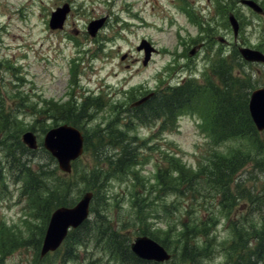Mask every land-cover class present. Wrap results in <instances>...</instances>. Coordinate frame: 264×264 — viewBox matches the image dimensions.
Instances as JSON below:
<instances>
[{
	"label": "rangeland",
	"instance_id": "rangeland-1",
	"mask_svg": "<svg viewBox=\"0 0 264 264\" xmlns=\"http://www.w3.org/2000/svg\"><path fill=\"white\" fill-rule=\"evenodd\" d=\"M256 1L264 8V0ZM63 2L70 5L65 36L48 27L51 10ZM229 13H234L240 22L236 39L227 22ZM102 16H106L105 25L95 37H90L87 23ZM74 29L78 32L74 33ZM142 38L157 50L145 66L141 63L143 52L136 50ZM238 45L264 52V15L255 14L239 0H0V96L4 110L13 114L21 132L33 129L41 141L38 133L52 124L47 109L50 99H65L72 89L82 98L90 93L95 97L103 90V84L110 86L111 94L104 97L103 108L89 109L87 118L78 121L84 127L88 144L75 165V175H63L42 148L27 154L29 167L37 177L50 182L70 177L68 198L77 200L92 183L81 179L84 169H106L103 160L97 163L100 155L108 151L117 156L123 153L120 144L114 145L109 137L106 140L98 135L101 126L127 104L115 90L141 88L144 92L174 84L189 73L201 75L206 68V49L211 52L209 61L212 58L216 64L226 58L237 67L233 73L239 75V70L247 66L238 63ZM192 48L194 54H189ZM125 53L127 57L121 60ZM72 62L74 74L70 79ZM247 69L257 72L252 79L256 86L264 87V65L255 63ZM212 79L216 84V73ZM14 96L17 99L11 101ZM129 114L125 118L136 120ZM159 122L136 120L129 130L130 139L124 136L135 163L123 172L101 171L103 179L97 180L91 202L94 218L87 230L99 226L101 219L111 229L120 228L131 240L145 230L166 243L179 244L185 233L193 241L203 240L197 230H182L180 219L185 212H191L186 214L188 226L196 224L189 219L196 217L197 212L206 213L216 221L211 229L212 253L203 264H222L232 238L231 223L242 210L251 211L253 218L258 213L249 210L253 206L248 197L230 203L210 185L206 194L208 170L214 158L227 157L237 149L248 150L250 161L232 181L247 188L254 186L253 192L260 194L264 188V165L259 164L264 156L262 135L256 132L250 138H216L197 113H182L172 127H160ZM110 130L104 134L108 136ZM97 136H101L100 140ZM11 165L15 166L0 145V249L5 250L0 252V264H24L35 260L36 251L30 240L40 237L47 220L42 218L39 200L28 194L24 176L21 179V173L14 174ZM233 192L238 196L237 191ZM231 207L234 209L229 212ZM88 236L70 249L64 243L40 264H125L106 253L103 245L90 237L92 233ZM165 264L183 262L172 258Z\"/></svg>",
	"mask_w": 264,
	"mask_h": 264
},
{
	"label": "trees",
	"instance_id": "trees-1",
	"mask_svg": "<svg viewBox=\"0 0 264 264\" xmlns=\"http://www.w3.org/2000/svg\"><path fill=\"white\" fill-rule=\"evenodd\" d=\"M234 66L233 63H228L226 58L220 59L216 65L212 67V71L216 73L218 79L216 84L209 82L203 87L198 85V91L195 89L192 90L188 84L180 88H175L168 97H157L158 100L153 103V108L155 105H166V107L171 108L183 102L192 101L196 104V100H199L200 103L206 101L207 104L211 103L213 107L212 117L210 118L211 130L217 138H250L256 131L248 114L247 101L250 89L253 88L254 85L249 80V77L245 76V73H240L239 75L233 73ZM153 99L155 100V97ZM94 101L96 102V100ZM88 103V98L83 99L78 111L74 110V106L66 107L65 111L62 112V118L65 121H70L77 125L78 121L82 118L81 115L86 114ZM3 105L4 102L0 100L1 148L5 151L8 161H15L16 154L20 153L24 155V160L22 159L23 162L18 161L17 165L21 167L19 169L26 179L29 193L31 195L33 194V196L39 200L38 204L42 208L41 212H44L42 218L47 220L54 207L58 205H70L74 202V199L68 198L71 189V178L50 182L43 179V177L36 176V172L29 167L27 161L28 157L26 153H32V151H28L21 145L18 139V134L20 133L18 122L11 117L13 116L12 113L4 110ZM100 131L101 130L98 131V135L101 134L103 139L107 140L109 137L114 145L120 144L123 153L121 156H117L116 154L109 155V153L112 152L108 151V153L100 155L103 159H98L97 163L103 160L104 166H107L106 169L102 168V166L84 169L83 173L80 175L81 179L92 181L89 188L94 189L97 187V180L101 182L103 179L101 171L106 172L107 170L116 169L123 172L131 164L135 163L131 148H129L130 145L124 141L123 135L113 128H111L108 136ZM105 131H107V129H105ZM96 138L100 140L101 136H97ZM87 144L88 140L86 139L85 145L87 146ZM260 146L263 148L261 142ZM46 156L54 162L51 156L48 154H46ZM249 161L250 152L244 149H237L227 157L214 158L208 170L209 175L207 177L208 187L206 189V194L209 193L208 188L210 185V187H213L217 191V194H222L224 197L228 198L230 203L236 202L240 198L248 197L253 206V208H249V210L255 209V211L257 210L256 213H258V215L253 218L251 211L244 213L242 210L241 214L237 216V220L231 223L233 226L232 238L225 248V260L222 264H264V188L260 194H255L253 192L254 186L247 188L240 183L233 184L232 181L233 177H235L239 170ZM259 164L262 165L263 163L259 161ZM179 178H181V176H179ZM160 181L162 182V176H160ZM233 190L238 192V196L234 194ZM233 209L234 207H231L229 212ZM189 211L190 210H187L185 216L180 219L182 230L186 231L189 228L197 230L199 236H201L203 240L193 241L189 238V233H185L179 244L176 242L166 243L165 239L159 240L157 234L154 232L149 233L144 230L142 233L149 234L169 247L173 252L174 258L180 259V262H183V264H203V260L212 253V240H214V237L211 229L216 219L214 220L209 214L197 212L196 217L189 219L190 222L196 224H194V226H188L185 221H187L186 214H191ZM92 212H94L93 208ZM90 222L89 220L85 221L80 227L69 232L65 239V244L68 245L69 249L73 245L82 243L89 237L88 234L92 233L93 238L95 235L98 236L96 242L98 241L100 245H103V250L111 254L115 259L125 264L142 263L131 253L129 249V238L125 236L120 229H111L103 220L99 219V226H96L95 229L87 230V226L91 224ZM104 225L105 227H103ZM40 241L41 237L31 241L36 250L40 245ZM4 251L3 248L0 249L1 253ZM41 260V258L36 257L35 261H31L27 264H40Z\"/></svg>",
	"mask_w": 264,
	"mask_h": 264
},
{
	"label": "water",
	"instance_id": "water-1",
	"mask_svg": "<svg viewBox=\"0 0 264 264\" xmlns=\"http://www.w3.org/2000/svg\"><path fill=\"white\" fill-rule=\"evenodd\" d=\"M242 1L255 10H260L259 6L253 1ZM67 10V6L64 5L62 8H57L56 11L52 12L50 26H61ZM229 21L233 27L234 34H236L237 22L232 15L229 16ZM102 22L103 19H98L89 23L88 29L92 35L95 34ZM141 47L145 49L146 56L144 62H146L152 48L145 41H142L138 49ZM239 50L246 59L264 61V54L259 50L247 47H242ZM248 110L257 129L263 130L264 133V88H257L251 92L248 100ZM22 140L29 147H36L35 137L30 131L23 133ZM82 141L83 138L79 130L73 126L62 124L50 129L46 133L44 146L56 157L58 166L64 171H69L70 160L77 157L82 151ZM91 196V192H85L73 206H62L52 213L43 239L40 251L41 255L49 250H54L61 243L67 233L68 227H75L85 219L88 214ZM131 249L137 256L155 261H163L170 256L162 245L145 235L135 238L131 244Z\"/></svg>",
	"mask_w": 264,
	"mask_h": 264
},
{
	"label": "bare ground",
	"instance_id": "bare-ground-1",
	"mask_svg": "<svg viewBox=\"0 0 264 264\" xmlns=\"http://www.w3.org/2000/svg\"><path fill=\"white\" fill-rule=\"evenodd\" d=\"M110 154H112V153H109V155H110ZM97 237H98V236L95 235V237H94V240H95V241L98 240ZM99 237H100V236H99ZM100 238H101V237H100ZM84 241H85V240H84ZM84 241H83V242H84Z\"/></svg>",
	"mask_w": 264,
	"mask_h": 264
}]
</instances>
